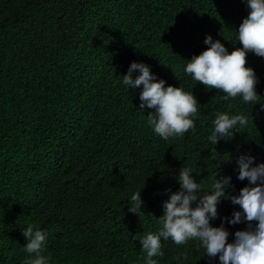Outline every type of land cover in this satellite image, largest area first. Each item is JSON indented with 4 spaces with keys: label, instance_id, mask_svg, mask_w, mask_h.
<instances>
[{
    "label": "trees",
    "instance_id": "16d2710c",
    "mask_svg": "<svg viewBox=\"0 0 264 264\" xmlns=\"http://www.w3.org/2000/svg\"><path fill=\"white\" fill-rule=\"evenodd\" d=\"M248 12L244 0H0V264H26L28 223L48 231L49 264H144L134 237L158 230L182 167L193 168L205 191L217 168V178L232 177L228 195L248 185L237 178L236 157L264 162V112L256 116L264 57L246 56L262 99L253 109L221 100L222 90L183 71L185 60L207 49L208 35L229 52L242 48L236 30ZM133 61L192 91L194 130L168 141L153 132L140 88L121 85ZM217 111L252 113L253 124L214 146L207 137ZM138 190L136 214L127 201ZM217 209L220 217L241 210L229 199ZM248 223L225 222L228 242ZM161 243L158 264H220L196 240Z\"/></svg>",
    "mask_w": 264,
    "mask_h": 264
},
{
    "label": "clouds",
    "instance_id": "9594fccd",
    "mask_svg": "<svg viewBox=\"0 0 264 264\" xmlns=\"http://www.w3.org/2000/svg\"><path fill=\"white\" fill-rule=\"evenodd\" d=\"M244 2L249 12L236 30V40L243 47L229 52L224 44L219 40L213 41L208 35L204 40L207 49L185 60L183 71L208 89L222 90L221 100L238 98L253 109L262 99L256 91L258 78L255 71L245 65L248 52L264 57V0ZM136 70L139 74L133 78ZM121 85L128 91L140 88L139 107L151 110L147 115V124L161 139L180 138L190 129H195L192 117L198 112L199 103L192 91L167 85L164 79L151 72L150 65L131 62L127 73L122 75ZM261 112H264V103H260L257 118H261ZM250 124H253L252 113L249 116L244 112L230 114L217 111L207 139L215 146L221 139H230L237 132L235 129L247 128ZM236 163L237 178L241 181L247 178L248 181L238 195L227 194L232 177L220 175L217 178L218 168L212 174L207 191L202 180L199 183L195 181L192 167L180 169L176 176L180 188L163 202V215L157 218L158 230L134 237L146 253L144 264H158L153 257L164 256L162 239H170L178 246L196 240L204 249V254L214 258L218 256L220 264H264V162L256 163L254 156L241 153L236 157ZM140 190L131 192L127 201L129 211L136 214L143 203ZM221 199H229L241 210H234L230 217H220L217 205ZM218 218L220 225L212 226L210 221ZM244 221L249 222L247 229L235 231L234 240L229 243L230 233L224 226L225 222L234 225ZM252 221L258 223L253 226ZM23 235L27 240L24 246L28 253L26 264H49L51 257L44 255L48 231L28 223L23 228Z\"/></svg>",
    "mask_w": 264,
    "mask_h": 264
}]
</instances>
